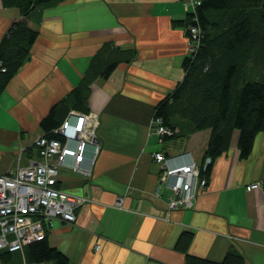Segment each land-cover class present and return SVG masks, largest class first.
I'll return each mask as SVG.
<instances>
[{
    "label": "crops",
    "instance_id": "obj_1",
    "mask_svg": "<svg viewBox=\"0 0 264 264\" xmlns=\"http://www.w3.org/2000/svg\"><path fill=\"white\" fill-rule=\"evenodd\" d=\"M185 2L61 0L25 17L38 33L0 91L2 173L38 158L33 140L43 133L41 119L80 81L92 58L116 62L107 77L89 84L88 107L81 111L96 116V156L89 143L81 168L67 157L58 170L57 187L88 197L73 221L53 218L47 232L49 244L75 264H186L187 254L223 263L228 252L242 264H264V187L245 188L264 179V127L246 156L239 154L235 129L203 174L207 183L196 187L192 206L168 207L169 186L182 179L162 181L163 164L203 161L210 133L162 140L153 124L155 105L184 74L187 35L176 21L187 14ZM20 18L0 0V40ZM156 151L165 162L155 160Z\"/></svg>",
    "mask_w": 264,
    "mask_h": 264
},
{
    "label": "trees",
    "instance_id": "obj_2",
    "mask_svg": "<svg viewBox=\"0 0 264 264\" xmlns=\"http://www.w3.org/2000/svg\"><path fill=\"white\" fill-rule=\"evenodd\" d=\"M61 0H1L4 7H16L21 15L13 21L0 40V91L28 58L38 31L25 17ZM193 11L176 21L198 30L195 48L182 60L183 77L156 105L154 116L169 130L162 140L209 129L205 156L217 157L229 147L232 133L239 131L237 146L246 156L255 135L264 127V0H195ZM114 60L91 59L80 81L67 96L57 101L41 119L40 127L48 137L72 109L85 112L89 84L107 77ZM210 163L203 169L202 177ZM22 249H0V264H75L49 244L47 233ZM190 235L181 236L184 249ZM186 264H242L240 257L228 252L223 263L186 255Z\"/></svg>",
    "mask_w": 264,
    "mask_h": 264
},
{
    "label": "built area",
    "instance_id": "obj_3",
    "mask_svg": "<svg viewBox=\"0 0 264 264\" xmlns=\"http://www.w3.org/2000/svg\"><path fill=\"white\" fill-rule=\"evenodd\" d=\"M196 3L195 0H187V11H193ZM197 40L198 30L190 27L187 41L189 52L195 48ZM153 124L159 134L169 133L159 118L155 117ZM96 126L95 115L70 110L54 129L58 138L42 133L33 140L38 158H30L26 165H17L11 172H0V249H22L27 242L43 238L53 218L59 217L65 221L75 219V208L86 202L88 197L57 187L58 170L66 164L67 157L72 158L73 167L79 168L89 143L94 145L96 156L99 149ZM71 141H74V145H70ZM153 155L157 162L166 161L162 151H156ZM210 162L211 158L206 156L201 162L192 160L190 164L180 167L163 164L162 181L174 175L182 179L180 183L169 186V208L192 206L196 187H204L207 183L206 178L200 176L201 167L205 169ZM260 187H264V179L251 182L245 188L251 190ZM158 188L156 185L157 194ZM121 202L119 198L115 204L121 207Z\"/></svg>",
    "mask_w": 264,
    "mask_h": 264
},
{
    "label": "rangeland",
    "instance_id": "obj_4",
    "mask_svg": "<svg viewBox=\"0 0 264 264\" xmlns=\"http://www.w3.org/2000/svg\"><path fill=\"white\" fill-rule=\"evenodd\" d=\"M188 49H189V46H188ZM190 50V49H189ZM37 264V263H36ZM40 264H42V263H40ZM44 264H49V263H44Z\"/></svg>",
    "mask_w": 264,
    "mask_h": 264
},
{
    "label": "water",
    "instance_id": "obj_5",
    "mask_svg": "<svg viewBox=\"0 0 264 264\" xmlns=\"http://www.w3.org/2000/svg\"><path fill=\"white\" fill-rule=\"evenodd\" d=\"M97 141H98V139H97Z\"/></svg>",
    "mask_w": 264,
    "mask_h": 264
}]
</instances>
